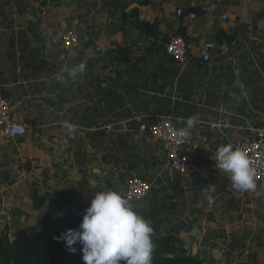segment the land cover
<instances>
[{
	"label": "crops",
	"instance_id": "1",
	"mask_svg": "<svg viewBox=\"0 0 264 264\" xmlns=\"http://www.w3.org/2000/svg\"><path fill=\"white\" fill-rule=\"evenodd\" d=\"M143 1L107 0L103 11L101 0H0L3 95L13 120L29 125L25 135L11 140L21 146L20 158L31 159L28 172L35 170L32 157L51 167L43 207L58 213L65 209L60 200L51 198L54 189L65 186L54 185L52 167L70 152L55 147V161H50L49 153L36 148L42 131L50 140L113 141V148L121 150L115 162L107 161L114 168H92L91 177L80 175L84 188H77L84 194L82 200L75 192L78 202L84 204L81 200L87 194L90 203L101 190L120 193L125 180L138 175L151 189L133 203L134 210L151 223L152 239L175 233L188 252L211 264L248 259L260 264L264 233L249 235L238 224L245 219L242 207L251 194L233 187L229 174L217 168L215 153L219 146L251 139L264 128V0H148L140 4ZM14 5L16 12H8ZM134 7L140 19L156 24V36L126 31L122 10ZM188 7L195 8L191 12L196 18L182 25L176 9L187 14ZM224 14L227 18L222 20ZM181 27L187 45L184 64L163 50L164 42ZM66 30L79 37L71 52L59 45ZM205 42L215 45L208 62L197 56ZM116 43L129 49L127 62L115 59L111 50ZM80 63L86 65L85 72L73 77L65 71ZM160 115L181 118L197 140L206 135L212 142L209 151L198 150L188 180L170 177L160 141L138 130ZM189 119L194 120L190 127ZM65 121L75 126L71 134L63 127ZM4 139L0 131V143ZM58 150L61 154L55 155ZM82 158L86 161L83 150ZM85 161L78 168L74 165L75 174L86 169ZM257 190L259 195H252L264 201V187ZM257 209L263 220L264 203Z\"/></svg>",
	"mask_w": 264,
	"mask_h": 264
},
{
	"label": "rangeland",
	"instance_id": "2",
	"mask_svg": "<svg viewBox=\"0 0 264 264\" xmlns=\"http://www.w3.org/2000/svg\"><path fill=\"white\" fill-rule=\"evenodd\" d=\"M105 1L107 0H101L100 10L106 11L104 5ZM14 6H10L7 11H14L12 8L16 9V5ZM17 15L18 14L16 13V16ZM30 136H32V133ZM52 136L55 135L52 134ZM55 137L59 138L58 135ZM35 143H38L36 144L38 151L49 153V158L52 162L55 161V157L52 153L55 147L58 149L62 148L63 150L70 152V155H67L66 157L62 156V159L56 162L57 165L52 167V172L54 175L52 182L54 185L57 187H63L62 185H65L64 188L54 189V192L60 189L71 190L74 193L78 192L80 199H82L81 197L84 194L82 192V188H80L79 191L77 188V185H80L84 188V185L81 182L83 179H81L80 175L86 177L88 175H92V168H100L103 171L107 170L109 167L113 169L114 166L108 165L107 161L111 160L115 162V158L121 153V150L117 149V146L114 145L115 148H113V141L100 142L94 140H50V137L45 135L44 131L40 133V140ZM18 148H21L20 144L17 145L16 142L11 139L5 138L4 142L0 143V197H3L2 199L0 198V236H7L10 240H12L14 237L15 227H35L37 223V217L42 214H48L49 216L54 215L52 217H57L62 214L50 210L49 206L43 207L45 204L42 206L43 208L37 210V212H32V210H34L31 198L33 191L37 190V196L46 195V193H49L45 192L44 189L50 186L48 185V180L52 176L49 174L51 167H46L44 163H40L38 157H32V160H34L33 167L35 170L33 169L31 172H28L26 167L30 165L29 161L31 159H29L27 155L23 158H20ZM82 150L85 151V154H87V162L84 160V158H82ZM24 151L25 150H23V152ZM74 156L76 157L75 161ZM83 161L86 162V169H80L75 174L74 165L76 168H78V164ZM71 172H73L74 176H71ZM250 194V197L247 194V198H245L242 207L244 210L243 214L245 215V219L242 222L238 220V224L242 225L243 228H245L244 232H249V235L253 234L254 232L256 234H263L264 219L262 220L263 215L259 216V210L257 208L258 205L264 203V201H261L258 197L253 196V192H250ZM53 195L54 193L51 194V198L54 199L53 201H59V199L53 197ZM84 198V201H82V199L81 202L89 205V203H87L89 198L88 195L86 194ZM30 199L31 204L29 202ZM78 204L81 203L78 202ZM2 211H5L8 216H3L1 214ZM233 225L234 227H232V230H236L237 225ZM250 242L252 244L254 243L252 240H250ZM251 243H249V245L253 246ZM258 255L261 257L259 263L264 264V253H260Z\"/></svg>",
	"mask_w": 264,
	"mask_h": 264
},
{
	"label": "clouds",
	"instance_id": "3",
	"mask_svg": "<svg viewBox=\"0 0 264 264\" xmlns=\"http://www.w3.org/2000/svg\"><path fill=\"white\" fill-rule=\"evenodd\" d=\"M85 70L84 63L65 69L73 77ZM193 123L189 119V127ZM63 127L69 134L75 131L68 121L63 122ZM215 162L217 168L229 174L237 191L259 195L256 170L241 149L232 144L221 145ZM153 233L151 223L134 210L129 199L108 189L90 199L78 228H69L56 239H63L70 252L76 251L74 245H80L83 264H151Z\"/></svg>",
	"mask_w": 264,
	"mask_h": 264
},
{
	"label": "trees",
	"instance_id": "4",
	"mask_svg": "<svg viewBox=\"0 0 264 264\" xmlns=\"http://www.w3.org/2000/svg\"><path fill=\"white\" fill-rule=\"evenodd\" d=\"M148 0L140 2L147 4ZM195 10L188 7L186 12ZM121 15V21L126 26V31H137L144 37L156 36L157 27L140 19L137 7ZM178 34L185 37L184 28L179 29ZM134 39H137L134 37ZM164 50V47H163ZM117 61L127 62L130 51L126 46L116 43L111 50ZM171 58V57H170ZM172 59V58H171ZM54 196L65 206L64 211L57 217L42 214L37 217L35 227H15L12 240L7 236H0V264H83L80 245H74L75 252H70L62 237L69 228L76 229L82 219V214L88 204H78L75 193L71 190L60 189L54 192ZM33 208L40 209L47 199L46 195L37 196L36 191L31 195ZM154 250L151 264H211L205 262L198 255L188 252L182 240L175 233H167L153 239ZM251 259L240 260L237 264H252Z\"/></svg>",
	"mask_w": 264,
	"mask_h": 264
},
{
	"label": "built area",
	"instance_id": "5",
	"mask_svg": "<svg viewBox=\"0 0 264 264\" xmlns=\"http://www.w3.org/2000/svg\"><path fill=\"white\" fill-rule=\"evenodd\" d=\"M176 15L182 25L196 18L195 13L184 14L181 8L176 9ZM226 18V14L221 16L222 20ZM78 44L79 37L73 30H66L59 41L60 47L67 52H71ZM163 47L164 52L178 64H184L187 61V45L183 35H171L164 42ZM214 47L213 42L203 43L198 48L197 56L202 61L208 62L211 59V52ZM182 124L183 120L181 118L160 115L156 116L150 124L140 125L138 130L160 141L166 156L167 174L170 177H180L182 180H188L193 176L194 160L198 150L202 148L209 151L212 142L206 135L197 136L199 139L197 140ZM28 129L29 125L27 123L13 120L9 102L0 88V131L2 135L5 138L12 139L25 135ZM233 145L247 155L256 170L257 186L264 187V128L258 130L253 138L235 141ZM150 189V183L142 177L131 175L125 180L120 193L134 203L145 198ZM1 214L8 216L5 211H2Z\"/></svg>",
	"mask_w": 264,
	"mask_h": 264
},
{
	"label": "water",
	"instance_id": "6",
	"mask_svg": "<svg viewBox=\"0 0 264 264\" xmlns=\"http://www.w3.org/2000/svg\"><path fill=\"white\" fill-rule=\"evenodd\" d=\"M3 72H0V88L3 93V84H4V78H3ZM61 154V150H58L55 155ZM113 175H105V178L110 179ZM114 177V176H113ZM12 264H18L17 262H13Z\"/></svg>",
	"mask_w": 264,
	"mask_h": 264
}]
</instances>
